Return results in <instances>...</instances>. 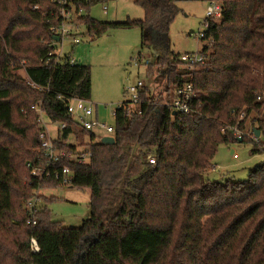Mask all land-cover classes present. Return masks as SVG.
I'll list each match as a JSON object with an SVG mask.
<instances>
[{"label":"trees","instance_id":"obj_1","mask_svg":"<svg viewBox=\"0 0 264 264\" xmlns=\"http://www.w3.org/2000/svg\"><path fill=\"white\" fill-rule=\"evenodd\" d=\"M100 1L66 0L64 9L77 13L92 37L138 27L142 44L162 51L147 72L166 81L157 93L145 87L137 110L115 108L113 144L67 112L73 97L90 98L92 83L88 65L68 56L56 61L60 34L51 27L62 20L61 4L0 0V264H264V162L243 179L208 176L218 146L239 140L236 124L258 130L257 141H239L264 152V99H257L264 92V0H202L217 2L221 16L205 18L200 39L210 41L194 70L165 52L176 0H133L141 19L83 14ZM185 82L193 85V111L173 113L163 102ZM38 103L51 121L66 124L61 137L75 141L68 147L92 153L89 162L71 165V186L90 190V213L78 227L52 220L44 206L33 216L23 207L35 190L60 185L33 178L27 165L39 158Z\"/></svg>","mask_w":264,"mask_h":264},{"label":"rangeland","instance_id":"obj_2","mask_svg":"<svg viewBox=\"0 0 264 264\" xmlns=\"http://www.w3.org/2000/svg\"><path fill=\"white\" fill-rule=\"evenodd\" d=\"M176 5L178 11L166 32L165 52L170 58L178 57L185 52L199 51L206 42L197 34L206 28L204 19L210 2L176 0ZM82 12L98 21L109 22L144 17L142 8L133 0H103L89 5ZM72 20L74 21L68 26L73 34L63 36L56 53L60 57L68 56L90 67L92 86L89 100L95 106L100 122L114 124L113 111L130 97L129 93L124 92L125 89L131 84H136L138 80L143 81L144 85L155 93L165 86L163 74L158 75L157 81L155 74L147 72L146 59L150 60V44H142L141 31L138 27L113 28L100 36L92 37L85 27L79 24L76 16H73ZM73 37H77L79 41L74 43ZM155 48L162 52L159 46ZM138 54L140 60L137 58ZM155 69L156 67L154 72ZM18 73L25 74L22 69H19ZM43 123L49 134L52 137L56 136L58 123L46 116ZM93 132L97 138L110 134L104 128H95ZM73 140V135H70L69 141ZM251 145L252 143L246 140L221 143L208 176L219 180L230 175L239 179L246 178L250 169L264 162V152L253 154L250 151ZM234 153L238 157H234ZM40 194L42 196L37 206L46 207L51 219L59 221L65 227H78L89 216L90 190L87 187L45 186L40 189Z\"/></svg>","mask_w":264,"mask_h":264},{"label":"built area","instance_id":"obj_3","mask_svg":"<svg viewBox=\"0 0 264 264\" xmlns=\"http://www.w3.org/2000/svg\"><path fill=\"white\" fill-rule=\"evenodd\" d=\"M56 3L61 4V17L62 20L58 26H52L51 29L54 32L60 34L58 37L59 43L62 42L63 36L68 34H73L72 30L69 28V24L72 23V17L76 16L77 13H71L70 11H65L64 5L66 0H52ZM73 15V16H72ZM221 16V6L217 2H210V5L206 9V17L208 18H219ZM205 17V18H206ZM204 22L205 19H204ZM207 23V22H206ZM207 26V24H206ZM197 36L199 38L204 36L203 31H199ZM58 41V40H57ZM79 39L77 37H73V42L77 43ZM207 42L210 39L205 40ZM50 54V52H49ZM202 52H185L178 56L179 65L186 69L194 70L200 64L203 63ZM58 54L56 56V61H60L61 59ZM139 58L138 60H140ZM150 61L146 59V63ZM69 62L71 64L75 63L76 61L69 57ZM32 85H34L37 89L42 90L43 88L40 86L35 85L31 81H29ZM145 85L143 81L138 80L136 84L129 85L124 92L130 94V97L121 102L118 106L122 107L124 110L127 111H134L137 110V107L140 102V94L141 91L145 89ZM194 89L191 82H185L177 87L173 88L170 91V101L163 102L166 104L173 113L176 112H183L189 113L193 111V105L191 103L194 97ZM257 99L261 100L264 99V92L262 94L257 95ZM32 109L37 113V121L39 125L38 131V138L40 141L38 147L39 158L36 159V162L28 161L27 165L30 167V174L33 178L38 180H51L56 181L60 185H71L72 181V164H84L89 162L91 157V151L89 149H84L81 146L76 148H70L67 145L73 144L75 141H69V137L63 139L61 137L60 132L66 126L64 122L58 123V130L56 136L52 137L48 129L46 128L45 124L43 123L44 116L47 117L45 111L41 107V104H35L32 106ZM67 112L71 117L77 122L81 127L94 130L95 128H104L108 131L111 135L113 131V127L111 124H105L104 122H100L97 118V113L95 110V106H93L92 102L89 99H84L80 97H73L68 105H67ZM114 115V111H113ZM244 112H240L238 115V121L243 119ZM48 118V117H47ZM234 131V134L237 135L238 139L241 140L242 136H247L255 141L258 140V136L255 135L252 125L248 123V125L243 129H239L237 124L231 127ZM234 157H238L236 153L233 154ZM147 160L149 163H155V157L153 155H148ZM38 192L40 190H35V194L32 198L27 199L23 207L28 212L29 215L33 216L34 213L40 208L37 206V202L39 200ZM32 223H36L37 220L34 217L31 220ZM31 249L37 250L38 245L35 238H31L30 240Z\"/></svg>","mask_w":264,"mask_h":264},{"label":"water","instance_id":"obj_4","mask_svg":"<svg viewBox=\"0 0 264 264\" xmlns=\"http://www.w3.org/2000/svg\"><path fill=\"white\" fill-rule=\"evenodd\" d=\"M55 40H58V37L55 38ZM149 49H150V61L154 62L157 57L159 56V52L158 50L153 46V44L149 45ZM255 135L259 136V131L255 130ZM240 140V139H239ZM101 143L103 144H113L115 142L114 136L113 135H105L101 137ZM233 151L231 150V153Z\"/></svg>","mask_w":264,"mask_h":264}]
</instances>
